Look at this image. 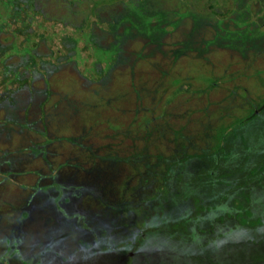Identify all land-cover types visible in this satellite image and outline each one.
<instances>
[{"label": "rangeland", "instance_id": "374dc122", "mask_svg": "<svg viewBox=\"0 0 264 264\" xmlns=\"http://www.w3.org/2000/svg\"><path fill=\"white\" fill-rule=\"evenodd\" d=\"M263 102L264 0H0V264H264Z\"/></svg>", "mask_w": 264, "mask_h": 264}, {"label": "trees", "instance_id": "16d2710c", "mask_svg": "<svg viewBox=\"0 0 264 264\" xmlns=\"http://www.w3.org/2000/svg\"><path fill=\"white\" fill-rule=\"evenodd\" d=\"M32 96H33V95H30V96H28V97L31 99ZM30 99H29V100H30ZM253 114L255 115V114H257V112L255 113V111H254ZM6 120L9 121V120H10V117H9V116L6 117ZM6 120H5V121H6ZM0 124H1V123H0ZM1 135H2V129L0 130V136H1ZM66 200H67V199H66ZM67 201H68V200H67ZM56 209H58V208H56ZM59 211H60V214H59ZM59 211H57V212H58V215H59V216H58V218H59L58 220L61 221L60 218H67V217H68V213H66L67 211L65 212L64 209H60ZM69 217H70V216H69ZM70 218H71V217H70Z\"/></svg>", "mask_w": 264, "mask_h": 264}, {"label": "water", "instance_id": "95a60500", "mask_svg": "<svg viewBox=\"0 0 264 264\" xmlns=\"http://www.w3.org/2000/svg\"><path fill=\"white\" fill-rule=\"evenodd\" d=\"M264 107V102L258 107V109L255 110V113L261 110Z\"/></svg>", "mask_w": 264, "mask_h": 264}]
</instances>
